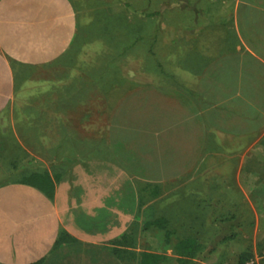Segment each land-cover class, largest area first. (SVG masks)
<instances>
[{
  "label": "crops",
  "instance_id": "1",
  "mask_svg": "<svg viewBox=\"0 0 264 264\" xmlns=\"http://www.w3.org/2000/svg\"><path fill=\"white\" fill-rule=\"evenodd\" d=\"M151 1L161 7H143L142 29L107 35L152 38L130 76L118 68L138 47L122 64L116 46L80 44L73 0H0V160L12 151L19 170L0 168V264H149L134 246L161 228L150 213L163 188L196 181L213 149L244 166L245 150L264 148V0H177L214 25L180 30L189 39L164 62L153 38L174 20L166 4L181 6ZM35 174L52 179V197L24 183Z\"/></svg>",
  "mask_w": 264,
  "mask_h": 264
},
{
  "label": "rangeland",
  "instance_id": "2",
  "mask_svg": "<svg viewBox=\"0 0 264 264\" xmlns=\"http://www.w3.org/2000/svg\"><path fill=\"white\" fill-rule=\"evenodd\" d=\"M73 2L79 15L80 32L77 41L80 44L84 38L86 44L90 43L91 35L95 34L102 41L101 44L110 45L103 41L112 38L107 36L110 30L121 32L127 29V26L130 28L138 26L136 29H142L143 22L137 16H140L143 7L149 13L155 12L161 7L151 0H148L149 5L147 3V6H142V0H73ZM174 2L176 4L177 0ZM180 6L177 3L175 7L177 9L180 7L181 11L179 9L174 12L173 4H166V15L174 20L166 21L167 30L164 36L153 38L162 43L163 49L158 55L154 54L155 57L159 56L162 62L170 55H175L171 52L173 45L187 43L188 36L177 35L180 30L182 33H186L185 31L191 28L214 25V22L196 20L191 13L194 7L190 6L188 1H183ZM195 9L199 14L201 8L197 6ZM200 17L201 15H199ZM141 32L140 30L139 35ZM101 34L102 36H100ZM122 35L113 37L130 44L131 37H127L125 33ZM205 36L208 35L205 34ZM142 38L138 44V50L135 49L133 52L134 57L129 60L132 63L125 65V57L121 60L120 63L124 65L118 68L120 75L131 76L132 73L136 75L142 71L141 53H145V44L151 43L148 40L152 39ZM103 50L108 51V48L103 47ZM120 50L122 49L120 48ZM96 53L98 61L102 62L103 58L102 68L103 65L105 67V62L108 61V52L102 55L98 49ZM93 55L85 52L86 60L93 61ZM179 56L181 63H184L185 55L180 53ZM69 59H72L71 53L67 60ZM149 59L154 60L153 57ZM148 64L152 65V63ZM186 64L187 62L184 65ZM126 66H130L132 69H126ZM102 72L103 77H108L110 70L103 68ZM73 119L77 123L78 120H75L77 118ZM136 119L137 123L142 122V117ZM9 152L5 153L6 160H0V164L5 163L0 168H4L6 172H18V166L14 164L13 152ZM213 153L214 164H199L195 175L196 181H182L177 185L178 187L174 184L162 187V194L164 193L166 197L160 199L159 203H151V208L154 207L157 210L151 209L150 217L151 220L158 217L169 218L171 221H168V225L172 226L166 229L151 228L149 233L143 235L144 239L141 244H137L138 241L135 242V250L138 248L149 249L150 252L161 257L159 264H240L241 261H244L245 264H264V148L245 150L247 158L244 166L236 164L233 158L230 159V165L223 164V155H227V153L223 152L221 148L213 149ZM26 161L28 162V159ZM24 166L27 170L30 168L28 164ZM0 183L3 181L0 180ZM176 194H180L182 197L173 196ZM179 199L182 202L181 207L176 202L177 200L179 202ZM173 201L176 202L175 205ZM162 208H164L163 211ZM179 208L183 211L175 212ZM185 208L187 209L185 210ZM148 236L149 238H147ZM137 238L139 239L138 236ZM188 240L192 241L193 245L201 246V249L197 250L196 258L189 259L187 257L190 248L193 247L188 248V245L185 244Z\"/></svg>",
  "mask_w": 264,
  "mask_h": 264
},
{
  "label": "trees",
  "instance_id": "3",
  "mask_svg": "<svg viewBox=\"0 0 264 264\" xmlns=\"http://www.w3.org/2000/svg\"><path fill=\"white\" fill-rule=\"evenodd\" d=\"M136 27H138V26H135L133 28H130V26H127V29L128 30H130V29L135 30ZM94 35L95 34L91 35V39L89 40L90 43L97 42L100 39L98 36L96 37V35H95V37H93ZM134 37L135 36L131 37L130 49L125 48V45H127V43L122 42V40H118L117 37L104 39L103 41H106V44H110V45L116 46L118 48L117 49V55L115 57V61L120 63L121 60L124 57L126 58V55L128 54V51L132 50V47H133V49L137 48L140 40L143 39L142 37H139V36L138 37L136 36V38H134ZM90 43H88V44H90ZM120 48L122 50H120ZM134 52H135V50H134ZM129 55H130V53H129ZM24 183L29 184V185H33V186L39 188L40 190H42L45 193H47L50 197L53 196L55 185H54V182L52 181V179L47 174H45V175L35 174L32 179L25 180ZM168 221L169 220L160 219V220H157L156 222H152L151 225H157L158 224L162 228L164 225L168 224ZM164 229H166V228H164ZM167 234H169V232H167ZM185 244L188 245V248L193 246L192 248H190V250H189L190 252L188 254L189 256H187V257L189 259L190 258L191 259L192 258H196L197 257L196 255L198 253L197 250H200L201 246L193 245V242L190 241V240L186 241ZM148 258H149L148 259L149 260L148 261L149 264H156L157 260L159 259V257L156 256L155 254H148ZM34 264H41V263L37 262V263H34ZM240 264H245V263H244V261H241Z\"/></svg>",
  "mask_w": 264,
  "mask_h": 264
}]
</instances>
